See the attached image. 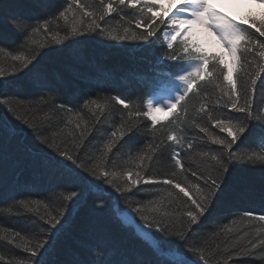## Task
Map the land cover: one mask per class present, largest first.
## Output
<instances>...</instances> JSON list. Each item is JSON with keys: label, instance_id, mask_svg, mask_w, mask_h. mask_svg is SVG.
I'll return each instance as SVG.
<instances>
[{"label": "snow or ice", "instance_id": "obj_1", "mask_svg": "<svg viewBox=\"0 0 264 264\" xmlns=\"http://www.w3.org/2000/svg\"><path fill=\"white\" fill-rule=\"evenodd\" d=\"M248 3L255 5L256 9L248 8L246 11L225 10L222 0H119L121 6L128 5L131 8L141 6L142 13L140 19L135 22L136 28H143L144 31L128 35V29L125 28L124 35H114L113 30H109L102 25L105 20V13L111 14L115 11L113 5L108 3L103 5L99 11L92 10L90 5L83 3V0H30V10L27 12H16L3 20L19 36L20 42L13 47V51L21 50L27 46V54H18L11 56V59L18 62L19 75L25 78L24 82L18 80H6L5 72L0 68V157L7 156V148L10 142L3 134L5 126L11 127L17 132L23 129V125L34 133L40 145L50 152H44L34 144H25L24 151L31 154V159H25L23 153H17V171L15 182L19 183L23 170L30 168L34 176L41 181L48 182L51 186L48 188L43 198H32L30 196L15 200L11 207L0 209V213L8 212L16 216H33L30 221L34 227L16 230L8 234L7 230L0 229V242L6 241L8 245H15L22 249L28 255L25 257V264H78L69 259H61L64 255L57 241L60 239L58 234L64 235L70 232V226L66 228L68 216L74 206L85 200V189L90 187L99 188L102 184H107L116 192L124 195L132 193L136 188L139 191V185H169L177 189L179 194H183L184 200L180 199L178 194L169 191L167 195L172 197V203L179 201V209L176 212L160 211L158 207L149 206L147 210L154 213L151 221L148 216L141 215L140 219L145 223L143 229H148L147 235L151 236V229L155 225L157 232H168L175 236V241L169 242L171 251H165L160 241H155V251L159 256L155 259H134L124 261L122 264H228V259L233 254L251 255V250L244 247L235 253L221 252L220 246L215 248L209 243V238L203 235L207 230L201 229L200 225L209 217L214 222L221 219H227L226 215L219 214L221 206L227 202L232 195L233 189V171L240 164H255L257 162L264 164V117L253 116L255 92L258 87L257 79L261 80V86H264V73H252L250 75V89L243 93L238 90L237 80L233 78L237 71V64L242 56L238 55L243 51L251 53L256 46L262 49L258 54L264 57V42L254 38V33L248 31V28L254 29L260 37H264V0H248ZM81 13L79 17L77 13ZM166 18V19H165ZM71 19V23H70ZM60 21L64 22L65 27L60 28ZM79 23V27L77 26ZM157 23L160 25L168 24L169 31L164 32L167 40V48L174 49L177 43L182 44V52L189 64L180 65L177 79L185 87L183 92H179L172 99L164 102L163 105L149 101L145 104V111H131L129 100L120 95H112L104 103L98 102V99H84L79 109L70 105L71 101L64 100L58 107L68 113H75L79 117L76 129L79 136L74 132L68 135L72 140H61V144L51 142L49 137L44 134L51 124L47 114L37 119V113L41 109L32 110V106L25 107L23 104L14 101L23 100L25 97L19 93L5 94L2 90L5 88H26L35 90L40 96L45 91H53L52 82L49 78L47 67L44 64L45 57L51 51L57 49L53 46L64 45L73 37L86 35H100L110 40H138L151 43V38L157 35ZM247 25L248 28L243 27ZM46 33L47 37L44 43H39L33 39L41 33ZM146 33V34H145ZM36 45V47H33ZM8 46L0 37V51ZM49 49V51H43ZM229 57L231 62L226 61ZM167 60H178L176 55H169ZM222 66L221 75L223 81L227 83L230 91L225 92L229 96V112L226 115L212 116L209 114V120L212 126L218 128L221 132H226L228 138H220L209 131L204 124L197 123L199 131L207 136L211 144L220 145L221 149L213 150L210 147L207 151L201 150L200 157L204 161L202 170L197 168H187L179 157L184 153L181 149L193 150L205 146L197 145L193 140H185L183 136L177 135L175 131H169L167 140L176 145L171 159L175 167L179 170L190 172L195 177V182L188 184L174 181L172 178L157 179L149 174L145 169L147 165L144 160H151V156H138L136 159L141 161L137 165L138 170L132 171L129 168L122 172L109 171L107 165L100 161L109 160L108 153L116 146L115 139L104 145L106 151L99 157H94L86 152L85 146L91 142L94 137L88 133L87 125L81 128L85 120L95 119L100 122L101 114L109 108L111 101L121 105L128 110V119L121 117V123L115 131L111 132V137L116 138L119 133V139L129 146L134 142L135 133L139 125L133 120V117L144 116L151 121L153 125L151 131L155 133L160 125L154 112H161L164 107L168 109L173 117L176 113L173 111L181 101H185L191 94L194 87H199L195 78L207 79L214 76L218 67ZM165 67H170L165 65ZM264 67V66H261ZM182 73V74H180ZM11 75H17V69L14 67ZM217 88L221 86L216 85ZM243 95V104L240 99ZM235 97V99H232ZM19 109V111L17 110ZM83 109L91 112V117L82 115ZM201 107L200 111H203ZM244 114L234 116L232 113ZM167 119V117H165ZM70 122V121H69ZM167 123H173L167 120ZM93 132L101 131L93 127ZM105 134L106 129L102 130ZM60 133H53V137ZM99 142V137H95ZM247 142V143H246ZM245 144L246 147H259L261 152H243L237 153L233 150L234 145ZM156 149H153L155 151ZM83 154V155H82ZM85 157H87L85 159ZM96 161L93 163V161ZM175 173H173V176ZM124 179L123 185L115 182L116 177ZM158 203V202H154ZM145 205L133 209L137 213L145 211ZM15 208V212L12 209ZM245 216H252L250 212H244ZM134 221V218H130ZM258 219L264 221V214L259 215ZM177 225H179L177 227ZM39 229V231H36ZM25 232V235L21 233ZM231 231V229H229ZM213 236L216 235L212 230ZM27 236V238H26ZM155 240V238L153 237ZM264 245V240L259 242ZM233 248H236V242H233ZM257 248L256 243H251V249ZM223 256V260L217 259ZM6 257L0 255V262H4Z\"/></svg>", "mask_w": 264, "mask_h": 264}, {"label": "trees", "instance_id": "obj_2", "mask_svg": "<svg viewBox=\"0 0 264 264\" xmlns=\"http://www.w3.org/2000/svg\"><path fill=\"white\" fill-rule=\"evenodd\" d=\"M83 3L90 5L92 10L96 11L103 7L101 0H83ZM108 3L113 5L115 11L111 14L105 13V20L101 22L105 28L113 30L114 35H124L125 28L128 29V35L144 31L143 28L135 27V22L142 14L148 15L142 13V5L131 8L128 5L121 6L119 0H103L104 5ZM30 7V0H0V37L8 46L0 51V68L4 70L6 80L25 81V78L19 75V63L13 61L11 56L27 54V46L21 50H12L21 38L3 18L16 12H27ZM80 15L82 14L78 12L77 16ZM77 26L79 27V23ZM166 26L167 23L164 25L157 23L159 31L151 38V43L130 39L110 40L95 34L73 37L64 45L53 46L57 50L51 51L45 57L44 64L47 67L53 91H45L43 96L38 95L35 90L26 88H5L2 91L5 94L19 93L25 97L23 100L14 101L15 103L23 104L25 107L31 105L33 111L36 108L41 109V112L37 113V119L47 114L51 124L44 134L49 137L50 142L53 139L57 144H61L63 139L71 141L72 137L68 135L70 132H74L76 136L80 134L76 129L79 117L74 112L68 113L58 107L64 100L71 101V104H66L65 108L72 106L74 109H79L84 99H98V102L104 103L110 96L120 94L131 103V111L146 110L145 104L148 97L156 91L158 85L170 79V75L174 74L186 60L180 44H176L174 49L170 50L162 40L161 33ZM64 27V22L60 21V28ZM243 27L248 28L247 25ZM248 31L254 33V38L264 42V37H260L254 29L248 28ZM46 37L47 34L42 32L33 39L38 45L44 43ZM261 50L256 46L251 53H248L244 52L243 45L241 46V52L238 55L242 56V59L238 61L237 71L234 72L233 78L237 80L238 90L242 93L248 91L251 94L250 75L252 73H264V67H261L264 66V57L258 54ZM43 51H49V49ZM169 55H176L179 59L167 60L166 57ZM165 65L170 67H165ZM14 67L17 69L15 76L11 75ZM217 67L218 70L213 77L203 80L195 78L199 87H194L186 100L181 101L179 107L173 110L179 118L178 122L169 113L165 117L173 123H167L165 117L158 118L161 123L157 131L153 133L151 131L153 125L148 118L142 115L134 116L133 120L139 127L131 146L119 139V133L116 138L111 137V132L120 126L121 117L128 119V110L116 104L115 101H111L109 108L102 114L93 106L92 110L100 116V122L97 123L95 119H91L90 122L85 120V123L81 124V128L87 125L86 138L88 133L94 137L85 146L86 152L99 157L106 151L104 145L115 139L116 146L108 153L109 160L100 161L107 165L109 171L120 173L129 168L135 172L138 170L137 165L141 163L136 158L151 156L153 158L150 161H143L147 165L145 170L150 175L157 179L172 178L180 182L181 186L185 183H194L195 177L191 176L190 172H182L175 167L171 156L176 145L167 140V135L169 131H175L185 140L190 139L197 145L205 146L202 149L198 147L187 150L185 145V148L181 149L184 154L179 158L184 162L186 169L197 168L199 170L204 167V161L199 152L207 151L209 147L213 150L221 149V146L211 144L210 139L199 131L196 124H204L214 135L230 139L226 132L214 128L212 121L209 120V114L221 116L229 112L230 100L225 92L230 91V88L223 81L222 66ZM167 71H169L168 74ZM217 84L221 87L217 88ZM257 85L253 116L264 117V86H261L259 77ZM240 102L243 104V95H241ZM201 107L203 111H200ZM82 115L90 118L91 112L83 109ZM232 115L242 116L244 114L233 112ZM93 127L101 131L93 132ZM19 128L23 131L17 132L8 126L2 130L10 145L7 148L8 155L0 157V209L11 207L15 200L24 197L43 198L51 186L48 182L36 178L30 168L23 170L19 183L15 182L18 151L23 153L25 159H31V154L24 151L25 144H34L44 152L52 151L40 145L34 133L29 129L23 125H19ZM103 129L107 130L106 134L102 131ZM54 132L60 135L54 138ZM95 137H99V142ZM61 146L64 145L61 144ZM153 149L156 150L153 151ZM233 150L237 153L261 152L259 147L249 148L239 143L234 145ZM95 162L94 160L93 163ZM173 173H175L174 176ZM124 179L118 176L115 182L123 185ZM232 183V195L218 210L219 214L226 215L228 218L214 222L209 217L203 221L200 228L207 230L203 235L209 238V243L213 248L219 245L222 253H235L244 247L251 250V255L236 256L233 254L229 257L228 264H264V245L259 243L264 240V221L258 219L259 215L264 214V164L257 162L236 166ZM96 184L100 187L86 188L85 200L71 210L66 224V228L70 226V232L64 235L58 234L60 239L57 243L64 254L60 257L61 259H69L78 264H122L124 261L134 259H155L159 256V253L155 251V241H160L165 251L172 250L169 242L175 241L174 235H169L167 231L157 232L153 225L151 236L155 240H147L138 233L133 224L125 221L122 213L124 212L126 216L129 215L144 225L145 222L140 219L141 215L148 216L149 221L154 215L147 210L149 206L158 207L162 212H176L179 209V201L172 203L173 198L167 193L171 191L178 194L181 200L186 199L183 194H179L177 189L169 185L141 184L138 186L139 191L134 188L132 193L121 195L107 184H102L100 181H96ZM141 205L146 206L143 213L133 211ZM12 212H15V208ZM244 212H250L253 215L245 216ZM33 219L31 215L16 216L3 212L0 213V229L7 230L8 234H11L16 230L34 227L30 224ZM212 230H215V236ZM21 234L26 233L22 231ZM233 242H236L235 249ZM251 243H256L257 248L252 250ZM0 255L6 257V260L0 264H25V257L28 254L16 248L14 244L8 245L6 241H3L0 242ZM223 258V256L217 257L221 260Z\"/></svg>", "mask_w": 264, "mask_h": 264}, {"label": "rangeland", "instance_id": "obj_3", "mask_svg": "<svg viewBox=\"0 0 264 264\" xmlns=\"http://www.w3.org/2000/svg\"><path fill=\"white\" fill-rule=\"evenodd\" d=\"M222 3H223L225 10L229 11L230 13L234 10L239 11V12H243V11H246L248 8H252L253 10L256 9V6L249 4L248 0H222ZM169 30L170 29L168 27L165 31H169ZM164 32H163V37H164ZM164 39H165V37H164ZM165 41L167 42L166 39H165ZM225 59L227 62H231L229 57H226ZM188 64H189V62H188ZM178 81L179 80L176 78L175 80L169 82L167 85H164L165 91H160L155 96L150 97L148 102L151 101L154 104L159 103V104L163 105L164 102L175 97L178 94V90H179V92H182L183 90H185L186 86H184L182 84V82H180V81L178 82ZM168 114H169L168 109L166 107H164V110L161 112H154V115H156L157 118H161V117L166 116ZM122 214H123V217L125 218V220H127V219L132 220L130 218H133L129 215L126 216V214L124 212ZM137 225H138L137 230L139 231V233L142 236H144L145 238L150 239V236L147 235L148 232L145 231V229H143L142 226H140L141 224L137 223Z\"/></svg>", "mask_w": 264, "mask_h": 264}, {"label": "bare ground", "instance_id": "obj_4", "mask_svg": "<svg viewBox=\"0 0 264 264\" xmlns=\"http://www.w3.org/2000/svg\"><path fill=\"white\" fill-rule=\"evenodd\" d=\"M182 54V53H181ZM163 78V77H162ZM179 82V81H178ZM179 107V106H178ZM165 120H167V119H165ZM261 214V213H260ZM128 230V229H127ZM165 244V243H164ZM157 254V253H156ZM133 258V257H132Z\"/></svg>", "mask_w": 264, "mask_h": 264}]
</instances>
